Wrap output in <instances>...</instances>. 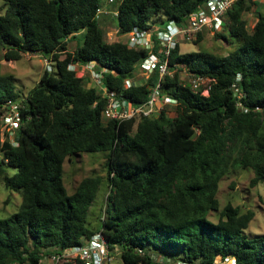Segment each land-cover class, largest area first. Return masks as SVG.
I'll return each instance as SVG.
<instances>
[{"label": "trees", "instance_id": "trees-1", "mask_svg": "<svg viewBox=\"0 0 264 264\" xmlns=\"http://www.w3.org/2000/svg\"><path fill=\"white\" fill-rule=\"evenodd\" d=\"M251 1L236 0L222 31L214 33L237 43L228 54L202 48L184 53L180 43L172 50L174 73L163 78L161 94L176 105L117 121L103 115L106 97L70 64L93 63L104 71L107 89L142 105L159 79L158 69L144 82L134 79L150 50L108 41L107 32L115 27L120 38L168 22L185 26L206 0H115L108 5L118 11L112 17L97 12L104 0H4L0 61L41 53L55 63L27 94L17 90L13 73H0V184L22 196L18 211L0 217V264H45V257L83 245L97 232L112 252L120 250L123 264H161L162 255L197 264L233 255L236 264H264V233L245 232L253 210L229 202L216 222L207 217L219 211V182L231 168H251V187L264 182V13L250 30L244 15ZM81 32L82 42L70 48ZM154 41L152 51L164 59ZM181 67L209 79L207 95L204 87L194 90L181 80ZM127 80H133L130 87ZM10 100L23 106L14 142L3 138L1 125ZM82 153H103L106 174L83 178L70 193L64 163ZM104 180L110 190L94 229L88 214Z\"/></svg>", "mask_w": 264, "mask_h": 264}, {"label": "built area", "instance_id": "built-area-1", "mask_svg": "<svg viewBox=\"0 0 264 264\" xmlns=\"http://www.w3.org/2000/svg\"><path fill=\"white\" fill-rule=\"evenodd\" d=\"M236 0H206L204 6L199 10L192 12L188 17V24L181 26L175 22H168L165 27H155L153 29H134L127 34V43L131 48L150 50L149 55L142 61L140 70L144 71L147 76L158 69L159 79L157 84L152 88L146 103L135 106L127 100L119 97L117 92L106 88L103 82V72H99L94 68L93 63L79 64L72 63L70 68L75 70L88 71L90 79L94 81L93 86L97 87L107 99L106 107L103 115L108 119L117 121H125L129 119H141L143 117H151L158 115L159 112L167 104L176 105L177 100L169 97H162L161 86L162 80L166 74L170 73L169 59L172 50L181 40L192 42L197 39L200 33L204 31H212L216 33L222 31L225 25L227 12L232 8ZM115 0H108V5L114 4ZM98 14L102 12L118 15V11H109L106 6L97 10ZM118 33V29H116ZM154 37L158 41L160 53L165 56L161 58L156 52L152 51L155 46ZM37 54V53H33ZM42 55V54H41ZM46 60V70H54V60L52 57L43 56ZM106 72V70H105ZM191 76V75H190ZM191 84L194 90H198L204 86V94H208L209 79L204 77L191 76ZM126 86H131V81H126ZM234 95L237 97L238 106L242 107L240 99L242 97L241 89L237 83L232 85ZM167 103V104H165ZM22 105L18 101H8L3 107L1 113L2 130L4 136L14 142L15 132L21 124ZM259 108L256 109L258 111ZM264 111V109H262ZM55 264H78L81 260L83 264H108L113 259L112 251L105 236L101 232H97L83 245L72 246L61 252H54L50 256ZM161 264H197L184 260L172 262L170 260L160 259ZM212 264H236V258L233 255H218Z\"/></svg>", "mask_w": 264, "mask_h": 264}, {"label": "rangeland", "instance_id": "rangeland-1", "mask_svg": "<svg viewBox=\"0 0 264 264\" xmlns=\"http://www.w3.org/2000/svg\"><path fill=\"white\" fill-rule=\"evenodd\" d=\"M251 3V10L246 12L244 15V17L248 20V27L250 30L253 29L255 23L257 22L258 14L261 12L264 13V0H252ZM104 4L108 7V0H104ZM6 7L7 5L5 4L4 0H0V13H3L6 10ZM114 29L115 27L110 28L107 32L108 41L120 39L127 41V35L119 38L116 33V29ZM83 34L81 32L77 40H74L70 43V48L73 49L78 41L80 43L82 42ZM236 44L237 43L235 41L233 43H229L222 39V37H217L214 35V33H212V31L208 30L203 32L201 41L198 45L195 44V41L190 42L181 40L180 48L184 53L196 51L202 48L213 53L228 54L237 46ZM43 56L44 55H41V53H24L22 58L18 61L2 60L0 63V73H13L17 78V90H19L21 94H27L38 83L40 77L46 71V60ZM181 68L183 69L179 72L181 80L183 82H191L192 78L188 71H186L183 67ZM170 73H174V71L170 70ZM77 75L84 76V78L90 81L88 82L89 85L93 86L94 81L90 79L88 71L78 70ZM147 78V74L144 71L138 69L135 73L134 79L137 82H144L147 80ZM167 114L173 116L175 114L174 107L169 109ZM105 163L106 156L103 153H82L76 156L73 155L71 157H67L64 163L63 178L68 191L72 193L79 182L85 177L91 175H105ZM8 170L11 171L12 169L9 168ZM14 170L11 172L13 173ZM253 175L254 172L251 168H231L219 182V189L217 192V197L220 201L219 211H211L207 216L208 219L216 222L219 219L220 211L227 203L231 202L233 205L240 206L244 212L249 209L255 212V216L249 227L245 229V232L249 236L263 234L264 182H260L257 186L251 187L250 180ZM109 190L110 188H108L107 180H104L89 210L88 218L91 228L96 229L99 224V216L102 213V207H104V204H106L105 201L107 200L106 198L108 196ZM21 203L22 196L19 192L8 190L3 183L0 184V217H6L18 211ZM112 254L113 259L108 264H123V261L120 257V250L117 249L116 252H112ZM173 254L175 255V258H178L177 253L173 252ZM159 259L163 260L165 258L162 255L160 258L158 257V260ZM43 262L45 264H55L50 256L45 257Z\"/></svg>", "mask_w": 264, "mask_h": 264}, {"label": "crops", "instance_id": "crops-1", "mask_svg": "<svg viewBox=\"0 0 264 264\" xmlns=\"http://www.w3.org/2000/svg\"><path fill=\"white\" fill-rule=\"evenodd\" d=\"M109 7H110V6H108L107 9H109ZM106 16H107V17H108V16H111V17H112V15H111L110 13H109V15H106ZM0 63H1V61H0Z\"/></svg>", "mask_w": 264, "mask_h": 264}, {"label": "clouds", "instance_id": "clouds-1", "mask_svg": "<svg viewBox=\"0 0 264 264\" xmlns=\"http://www.w3.org/2000/svg\"><path fill=\"white\" fill-rule=\"evenodd\" d=\"M1 125H2V123H1ZM3 138L6 139L7 137L3 136ZM14 138H15V137H14ZM12 142H13V141H12ZM217 256H218V255H217ZM217 256H216V257H217Z\"/></svg>", "mask_w": 264, "mask_h": 264}]
</instances>
